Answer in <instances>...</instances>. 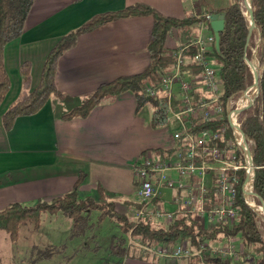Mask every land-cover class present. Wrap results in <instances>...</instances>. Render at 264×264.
<instances>
[{
  "label": "crops",
  "instance_id": "obj_1",
  "mask_svg": "<svg viewBox=\"0 0 264 264\" xmlns=\"http://www.w3.org/2000/svg\"><path fill=\"white\" fill-rule=\"evenodd\" d=\"M138 3L176 19L184 18L194 5L186 0H34L22 35L6 44L2 55L10 87L0 104V211L13 203L51 201L70 192L80 175H84L77 188L81 197L95 193L100 186L121 197L118 205L125 200L136 202L135 165L144 154L171 147L177 122L168 118L157 125L154 109L148 105L136 112V100L130 92L100 103L86 118L66 120L63 116L82 105L101 84L148 67L150 17L116 20L80 35L57 63L54 81L65 99L51 96L36 114L17 118L10 131L4 130L2 117L20 94L23 62L31 65L33 90L48 52L63 36L96 15ZM203 4L201 12L192 16L206 14L208 3ZM191 27L196 32L189 43L212 35L203 24ZM174 31L166 40L168 49L180 47L175 46ZM165 191L169 190H161L158 204L171 209L174 193L167 197ZM65 228L70 232L71 224L66 223ZM234 239L236 247L242 246L239 238ZM70 243V251L76 254L79 239ZM78 257H90L89 264H148L138 257L113 260L100 252L74 256ZM160 258L159 264L184 263ZM213 264H237V260L220 259Z\"/></svg>",
  "mask_w": 264,
  "mask_h": 264
},
{
  "label": "trees",
  "instance_id": "obj_2",
  "mask_svg": "<svg viewBox=\"0 0 264 264\" xmlns=\"http://www.w3.org/2000/svg\"><path fill=\"white\" fill-rule=\"evenodd\" d=\"M228 7L223 9L206 10L202 16H190L182 19L166 17L157 10L146 4H134L127 6L117 12H107L94 16L88 22L63 36L48 52L43 64L38 85L30 89L29 62H23L20 66L21 91L18 98L8 107L2 117V125L5 131H10L19 117H28L39 112L51 96L59 101L65 99L55 85V73L60 57L71 49L80 35L86 34L96 28L110 22L135 17H150L152 28L147 52L150 58L148 67L141 73L119 77L112 82L104 83L89 95L82 105L73 108L63 116V119L86 118L89 113L100 103L117 97L126 92L133 94L136 100V112L145 106L157 109L159 100L149 96L147 87L158 89L160 79L166 76L176 67L178 60L183 63L179 65L181 78H192L202 73V69L191 62L198 47L194 44H186L174 49L166 48V40L173 30L189 28L195 24H208L207 15L223 14L224 29L219 33V48L215 49L212 43V51L208 56L217 67V77L220 86L219 101L225 112L226 107L241 91L253 82V75L248 65L244 62V56L251 59V50L246 47L247 26L238 3L239 0H229ZM34 0H0V104L9 90L10 82L3 66V49L6 44L18 39L23 32L25 20L30 12ZM254 9V22L260 32V44L256 55L260 60V71L258 74V93L254 103L240 113L239 121L244 136L250 141L253 149L254 183L253 188L264 201V0H252ZM209 31L210 27H209ZM257 39L256 31L250 36V43L255 47ZM244 90L243 92H245ZM238 96V98L243 94ZM201 93L192 90L190 96L196 102ZM237 98V99H238ZM173 106L176 105L175 97L172 98ZM159 125V120L155 119ZM191 132L198 133L205 129H217L227 126L225 120L222 122L193 121ZM228 139L231 138L229 129ZM168 150L157 149L154 153L163 156ZM84 175H80L73 189L51 201H37L33 204L24 205L13 203L0 211V231L6 233L8 239L15 242L18 239L19 229L27 224L34 230L39 229L42 215L61 214L72 223L69 240L84 238L92 228L91 213L99 212L97 222L103 219L114 220L125 234L139 241L141 252L129 251L120 241L117 246H110V253L116 258L142 259L144 252L148 249L166 245L169 248L177 244H185L193 250H198L200 245L206 242H215L225 237H237L242 246L250 249V259L243 264H264V227L259 219L241 201H239V218L231 227L219 226L205 229L199 220L190 215L176 216L168 225L156 227L148 220H132L127 214L118 211L117 201L121 197L108 192L102 187L96 188L97 198L87 195L81 197L77 191ZM122 204L126 207L135 208L139 211L138 203L127 200ZM65 250L64 245H47L44 247L33 246L30 257L33 263L50 260L60 255ZM95 251V250H92ZM137 255V256H136ZM249 257V256H248ZM190 259V258H189ZM181 264H213L220 259L203 253L202 258H193Z\"/></svg>",
  "mask_w": 264,
  "mask_h": 264
},
{
  "label": "built area",
  "instance_id": "obj_3",
  "mask_svg": "<svg viewBox=\"0 0 264 264\" xmlns=\"http://www.w3.org/2000/svg\"><path fill=\"white\" fill-rule=\"evenodd\" d=\"M251 1L241 0L240 12L247 23L246 36L250 39L252 32L256 31L255 47L251 46L250 40L246 41V47L251 50V56L255 57L260 71V60L256 55L260 32L255 26L248 30L253 10ZM206 19L208 24H203V28L209 30V15ZM213 42L212 34L205 40L191 43L198 47V54L191 62L202 69L200 75L182 81L179 65L183 62L179 59L176 67L160 79L158 89H146L149 96L159 100L157 109H154L159 125L173 118L178 128L172 132V145L167 149L170 153L163 156L154 152L146 153L134 167L136 203L141 207L138 214H153L155 220L166 225L176 216L190 215L196 217L205 229L231 227L238 221V204L241 201L264 227V201L253 188L255 167L250 164V154L244 153L241 142L247 144L249 152L250 145L239 121L240 113L253 105L258 92L255 91L246 106L235 110V102L244 89L223 111L219 101L217 67L208 56ZM243 59L246 64L251 63V59L248 60L246 56ZM192 90L202 94L196 102L190 96ZM173 97L177 102L175 107ZM196 119L214 123L225 120L227 126L193 133L192 123ZM228 129L231 134L229 139ZM161 190L173 191L171 209L158 204L162 199ZM221 240L203 243L198 250L177 244L172 248L154 246L148 251L172 259L202 258L203 253L222 260L234 258L238 250L234 237Z\"/></svg>",
  "mask_w": 264,
  "mask_h": 264
},
{
  "label": "rangeland",
  "instance_id": "obj_4",
  "mask_svg": "<svg viewBox=\"0 0 264 264\" xmlns=\"http://www.w3.org/2000/svg\"><path fill=\"white\" fill-rule=\"evenodd\" d=\"M190 1H193L194 5H192L191 10H189L190 8H188L185 17H190L192 15L199 14L201 12L200 8H202L201 5H204L203 2L208 3V8H206L207 10L226 8L230 4L229 0H186V2ZM238 6L239 9L242 8L241 0H239ZM195 32L196 31L192 27L174 31V34L176 36V40L174 41L175 46H183L191 42L192 36ZM181 80H187V78L182 77ZM255 91L250 92L249 95L251 98L254 96L253 94H255ZM164 193L167 197H169L173 194V191H165ZM90 195L97 198L96 192ZM117 207L119 212L127 214L128 217L132 220H136L137 218L141 220H148L153 226L156 227H163L166 225L162 222L155 220L153 214L140 216L135 208L126 207L122 204H119ZM42 216L43 217L41 221V226L37 230H34L29 224L21 226L19 229L18 239L15 242L10 241L6 233L0 231V264H89L92 260L90 257L74 258V256L76 254L81 253L95 254L98 252H100L104 257H108L110 259L115 260L117 258L110 253V246H117L120 241L124 242L122 246L124 248H128L129 251L136 248L137 251L135 252L138 253V256L141 252H143L139 241L134 238H131L128 234H125L122 231L121 227L114 220L106 218L103 219L101 222H97L99 212H92V228L89 232H87L84 238L79 239L76 254H73L70 251L73 245L70 243V240H68L69 237L67 236V234L70 232H68L65 228L66 223L72 225L71 221L61 214L50 215L46 213ZM54 216H56L57 218H55ZM47 245H64L65 250L63 253L53 257L50 260L42 261L39 263H33L32 258L30 257L31 248L33 246L44 247ZM237 248L238 250L236 252V256L234 257L237 260V264H243L247 262L252 251L250 249L244 248L241 245ZM160 259L161 258L159 256H156L147 251L144 252V257L142 259L138 258V261L147 262L148 264H159ZM190 259L194 261L193 258ZM190 259L168 258L167 260L187 262Z\"/></svg>",
  "mask_w": 264,
  "mask_h": 264
},
{
  "label": "water",
  "instance_id": "obj_5",
  "mask_svg": "<svg viewBox=\"0 0 264 264\" xmlns=\"http://www.w3.org/2000/svg\"><path fill=\"white\" fill-rule=\"evenodd\" d=\"M251 5L253 7L252 1H251ZM251 14H252V17H251V20H250V24H248V30H250L251 28H253L255 26L254 9L252 10ZM246 26H247V23H246ZM209 27H210V30H211L213 36H214L215 49H216V51H218V48H219V33L222 32L223 29H224V15L223 14H211V15H209ZM246 41H249V36H246ZM255 60H256L255 57L252 55L251 56V63L247 62V65H248V67L250 69V72L253 75V82L251 84H249L245 88V90H248V89H251V88L254 87L256 89V91L258 92V83H257V81H258L259 70H258V66H257ZM245 140H246V138H245ZM248 143L250 145V164L253 165L252 144L250 143L249 140H248Z\"/></svg>",
  "mask_w": 264,
  "mask_h": 264
},
{
  "label": "bare ground",
  "instance_id": "obj_6",
  "mask_svg": "<svg viewBox=\"0 0 264 264\" xmlns=\"http://www.w3.org/2000/svg\"><path fill=\"white\" fill-rule=\"evenodd\" d=\"M252 65V64H251ZM253 68V67H252ZM256 89L253 87L251 89H248L246 90L245 92H243V94L238 98L237 102L235 103L234 107H235V110H238V109H241L243 108L244 106H246L248 103H249V97H250V92L251 91H255ZM241 144L243 145L244 147V153L246 155H249L250 152H249V149H248V146L247 144H244L243 142H241Z\"/></svg>",
  "mask_w": 264,
  "mask_h": 264
}]
</instances>
